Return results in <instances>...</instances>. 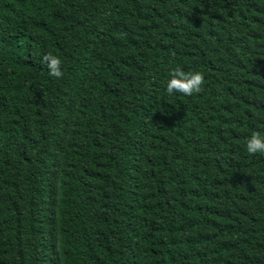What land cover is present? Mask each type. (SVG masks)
I'll return each instance as SVG.
<instances>
[{"label":"trees","instance_id":"16d2710c","mask_svg":"<svg viewBox=\"0 0 264 264\" xmlns=\"http://www.w3.org/2000/svg\"><path fill=\"white\" fill-rule=\"evenodd\" d=\"M253 130L264 0H0V264H264Z\"/></svg>","mask_w":264,"mask_h":264},{"label":"clouds","instance_id":"9594fccd","mask_svg":"<svg viewBox=\"0 0 264 264\" xmlns=\"http://www.w3.org/2000/svg\"><path fill=\"white\" fill-rule=\"evenodd\" d=\"M42 61L48 69L49 76L60 78L63 75L61 71V60L52 53L45 54ZM205 84V75L201 71H185L182 68H174L169 72V79L166 83V93L171 96L174 93H181L184 96H193L203 90ZM246 149L250 155L257 153L264 154V132L253 130L247 137Z\"/></svg>","mask_w":264,"mask_h":264}]
</instances>
